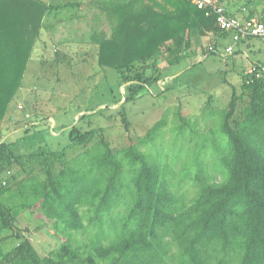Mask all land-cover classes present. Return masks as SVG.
<instances>
[{"label":"trees","instance_id":"1","mask_svg":"<svg viewBox=\"0 0 264 264\" xmlns=\"http://www.w3.org/2000/svg\"><path fill=\"white\" fill-rule=\"evenodd\" d=\"M217 1L230 15L264 22V0H234L240 3L236 11ZM81 4L0 0V175L11 172L0 184V264H264L263 63L243 77L247 105L238 112L242 96L234 91L226 107L213 113L218 116L210 135L191 128L194 143L175 138L174 152L166 154L162 145L151 150L163 135L164 118L145 136L130 132L126 105L162 81L160 61L166 67L180 63L192 54L193 39L211 37L206 56L217 51L220 38L233 41L206 8L189 0H97L96 14L108 24L96 37L98 63L113 68L125 86L115 100L121 102L116 118L109 125L89 120L51 129L49 136L59 133L64 141L45 140L37 122L23 126L19 136L2 133L46 15ZM177 117L182 136L189 123L180 112ZM114 126L126 132L120 144L108 131ZM209 156L220 181L208 171ZM184 183L195 187L189 199ZM34 209L69 235L47 255L18 225V217Z\"/></svg>","mask_w":264,"mask_h":264},{"label":"rangeland","instance_id":"2","mask_svg":"<svg viewBox=\"0 0 264 264\" xmlns=\"http://www.w3.org/2000/svg\"><path fill=\"white\" fill-rule=\"evenodd\" d=\"M96 11L97 0H83L80 6L46 15L41 34L33 45L23 84L1 121L2 133L13 132L11 136H19L23 134V126L37 122L36 128L42 129L39 135L45 140L64 141L58 132L49 136L51 129L57 131L62 124L73 122L84 126L89 120L98 125H109L110 120L116 118L115 107L121 102L115 103V100L125 92V86L120 87L118 73L113 68L102 67L98 63L96 37L103 25L108 24ZM191 45L189 51L192 54L180 63L166 67L165 62L160 61L159 66L164 67L162 81L151 85L126 105L131 121L130 132L134 137L145 136L151 126L165 119L163 135L155 146H151L153 152L161 145L166 154L174 152L171 145L175 138L178 144L187 142L184 143L187 146L194 143L190 142L191 128L200 134L210 135L218 116L213 113L226 107L234 91L242 96L238 101V112L247 105L248 97L242 94L241 88L243 77L256 62L264 64V41L257 37L239 43H234L229 37L220 38L217 51L208 56L203 49L213 45L210 36L193 39ZM229 45L240 52H227ZM178 112L189 123L182 136L178 133ZM82 114L85 116L78 122ZM219 120L218 117L217 122ZM108 131L115 143L124 142L122 138L126 132L123 127L114 126ZM147 146L142 145V148L150 150ZM211 147L206 149L208 154L212 152ZM169 162L171 164V160ZM182 163L183 160L175 168L180 169ZM206 164L211 175L214 173V180L220 181L222 177L219 171L214 172L212 157L206 158ZM12 171L19 178L24 176L16 166ZM181 188L187 199L195 194V187L189 183H184ZM18 225L42 255H47L69 238L39 209L22 213L18 217ZM75 236L85 238V235Z\"/></svg>","mask_w":264,"mask_h":264},{"label":"built area","instance_id":"3","mask_svg":"<svg viewBox=\"0 0 264 264\" xmlns=\"http://www.w3.org/2000/svg\"><path fill=\"white\" fill-rule=\"evenodd\" d=\"M196 4L199 8H206L207 14L211 12L216 15V22L218 25L232 34L233 41H240L243 38L253 36L258 37L264 41V22L256 19H242L233 15H230L226 7L217 0H189ZM227 52L233 51V46H227ZM11 172L7 171L6 175H0V184L5 185L7 183L6 176H9Z\"/></svg>","mask_w":264,"mask_h":264},{"label":"crops","instance_id":"4","mask_svg":"<svg viewBox=\"0 0 264 264\" xmlns=\"http://www.w3.org/2000/svg\"><path fill=\"white\" fill-rule=\"evenodd\" d=\"M224 3L231 11H236V9L239 7L240 4L239 2H234V0H225Z\"/></svg>","mask_w":264,"mask_h":264}]
</instances>
